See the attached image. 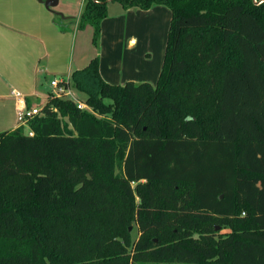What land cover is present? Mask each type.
Returning a JSON list of instances; mask_svg holds the SVG:
<instances>
[{
  "label": "trees",
  "instance_id": "trees-1",
  "mask_svg": "<svg viewBox=\"0 0 264 264\" xmlns=\"http://www.w3.org/2000/svg\"><path fill=\"white\" fill-rule=\"evenodd\" d=\"M113 1L170 9L157 83L95 57L70 75L92 110L50 93L0 133V264H264V3ZM108 2L55 21L98 45Z\"/></svg>",
  "mask_w": 264,
  "mask_h": 264
},
{
  "label": "crops",
  "instance_id": "crops-1",
  "mask_svg": "<svg viewBox=\"0 0 264 264\" xmlns=\"http://www.w3.org/2000/svg\"><path fill=\"white\" fill-rule=\"evenodd\" d=\"M84 3L59 0L55 10L78 19ZM165 7L125 9L109 0L99 44L93 45L92 25L82 33L76 23L74 29L71 25L63 30L43 2L0 0V133L28 127L18 121L13 89L23 93L28 108H43L53 90V79L69 77L95 57L100 60L102 77L110 83H157L162 67L152 62L149 45L152 34L166 31L171 16Z\"/></svg>",
  "mask_w": 264,
  "mask_h": 264
},
{
  "label": "built area",
  "instance_id": "built-area-1",
  "mask_svg": "<svg viewBox=\"0 0 264 264\" xmlns=\"http://www.w3.org/2000/svg\"><path fill=\"white\" fill-rule=\"evenodd\" d=\"M256 4L264 3V0H254ZM51 86L53 88L51 95L60 98H68L76 102L77 106L81 109L92 110V108L81 99L76 90L72 87L69 77L55 78L51 81ZM12 95L15 97L18 103V121L21 125L28 124V122L42 113V108L33 107L28 108L25 104V96L23 93L17 89L12 90ZM30 135L34 133L29 131Z\"/></svg>",
  "mask_w": 264,
  "mask_h": 264
},
{
  "label": "rangeland",
  "instance_id": "rangeland-1",
  "mask_svg": "<svg viewBox=\"0 0 264 264\" xmlns=\"http://www.w3.org/2000/svg\"><path fill=\"white\" fill-rule=\"evenodd\" d=\"M165 9L169 12V15L171 16L170 9L167 7H165ZM75 18H77V16ZM170 20H171V18H169V21H167V23H166L167 28L163 34H161V33L159 35L152 34V40H151L150 45H149V49L151 50L150 53L152 54V57H151L152 62L155 63L156 65H158L159 67H162V64L164 61L165 47H166V42H167V35H168ZM76 27H77V31H80V33H82L83 31H86L87 29H90L88 27H85L84 29L78 30V26H76ZM72 28L73 29L75 28L74 25H72ZM91 31H92V35H91L92 38L90 37L91 42L93 45H95V43H94V28ZM155 80H158V77ZM155 84H156V82L154 83V85ZM76 92L81 99H85V97H86L85 94L79 93L78 91H76ZM25 129H26V131H28V127H25ZM117 172H119L118 169H117ZM218 229L220 230L221 228H218ZM129 232H130L133 240H137L140 237L141 232H140L139 224L137 221H134L132 223V225L129 227ZM138 264H193V263L146 261V262H139Z\"/></svg>",
  "mask_w": 264,
  "mask_h": 264
},
{
  "label": "water",
  "instance_id": "water-1",
  "mask_svg": "<svg viewBox=\"0 0 264 264\" xmlns=\"http://www.w3.org/2000/svg\"><path fill=\"white\" fill-rule=\"evenodd\" d=\"M39 2H43L45 3V6L53 11L54 14H57L59 15L60 17H62L63 19H68L69 17L67 15H65L63 12L61 11H57L55 10V8L58 6L59 4V0H38ZM223 196V195H222ZM217 228H220V227H217Z\"/></svg>",
  "mask_w": 264,
  "mask_h": 264
}]
</instances>
